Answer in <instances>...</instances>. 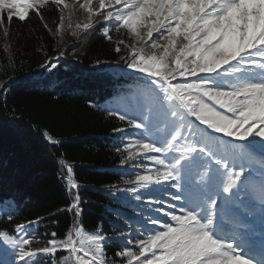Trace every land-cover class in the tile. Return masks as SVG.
Listing matches in <instances>:
<instances>
[{
  "label": "snow or ice",
  "instance_id": "obj_1",
  "mask_svg": "<svg viewBox=\"0 0 264 264\" xmlns=\"http://www.w3.org/2000/svg\"><path fill=\"white\" fill-rule=\"evenodd\" d=\"M50 4L59 12L54 35L65 27L87 34L102 17V36L141 74L131 112L108 114L126 124L113 132L138 137L116 148L120 165L144 157L154 167L143 165L123 190L106 187L122 191H109L121 202L130 194L137 207L146 203L149 215L141 209L133 228L113 209V223L127 232L109 234L103 222L86 230L81 186L60 160L70 197L61 210L73 217L64 238L40 239L43 217L17 222L0 229V264H264V0H0V27L5 14L9 23L31 13L43 20ZM76 10L84 20L73 24ZM122 30L131 43L113 39ZM63 55L40 67L56 68L53 59ZM166 195L181 202L178 213ZM18 210L15 201H0V219L11 223ZM113 243L119 250L109 258ZM60 251L66 255L57 259Z\"/></svg>",
  "mask_w": 264,
  "mask_h": 264
},
{
  "label": "trees",
  "instance_id": "obj_2",
  "mask_svg": "<svg viewBox=\"0 0 264 264\" xmlns=\"http://www.w3.org/2000/svg\"><path fill=\"white\" fill-rule=\"evenodd\" d=\"M42 15L43 20L31 13L26 21L14 18L9 23L5 14L0 27V83L8 81L0 90V201H15L19 206L11 223L0 219V229L10 230L17 222L43 217L37 226L40 239H51L53 232L58 239L64 238L73 217L61 210L68 205L70 197L61 175L60 160L73 166L74 177L81 186V219L86 230L103 222L109 234L114 228L117 233L127 232L123 224L113 223L116 219L113 209L123 214L125 222L138 228L134 220L141 209H145V217L149 215L148 205L141 203L137 207L130 194L129 199L121 202L109 191L116 197L122 191L106 187L119 185L123 190L129 187L123 181L134 179L137 172H142L143 165L154 167L144 157L134 164L119 163L121 156L116 148H123L131 130L113 132L126 124L108 113L117 112L112 106L114 99L129 93L126 87L132 81L131 74H119L111 69L123 64L120 60L123 53L114 51V45L102 36L99 28L90 31L86 43L81 39L71 44L70 40L77 36L67 27L62 37L53 34L59 23L56 7L48 5ZM80 19V14L74 12L72 22ZM98 21L105 26L102 20ZM112 35L114 40L131 43L124 30L120 35L113 31ZM60 52L71 61L45 74L46 69L40 65L58 57ZM45 130L61 143L47 142L42 135ZM165 199L177 204L178 213L181 202L172 201L167 195ZM118 250L116 243L106 246L109 258ZM65 254L58 252L57 259ZM122 263L116 258V264Z\"/></svg>",
  "mask_w": 264,
  "mask_h": 264
},
{
  "label": "rangeland",
  "instance_id": "obj_3",
  "mask_svg": "<svg viewBox=\"0 0 264 264\" xmlns=\"http://www.w3.org/2000/svg\"><path fill=\"white\" fill-rule=\"evenodd\" d=\"M93 3L95 4L96 3V0H93ZM75 13L76 14L79 13L80 16H81V19L79 21L75 20L72 23L75 24L77 22H83V20H84V13H83V11L76 10ZM98 20H102V17H97L96 26L92 30H95V29L98 30V28L99 29L103 28L102 24L100 25V23H99ZM92 30H90V31H92ZM90 31H88L87 34H78V35H76L77 37H73L70 40V43L71 44H76L77 41H80L81 42V39H82V42L83 43H86L89 40ZM68 60L71 61L68 57H66L65 55H63L58 60H55L54 63H56L57 64V67H58V66H61L62 63L67 62ZM57 67L54 68V69H57ZM54 69H46L44 71V73L45 74H49ZM111 69L113 70V72L114 71H118L119 74L120 73L121 74H123V73L124 74H131V76H132V78H131L132 81H130L129 84L127 85V87H126V90H128L129 93L128 94L122 93L121 96L118 97V98H116V99H114L113 100V103H112V106L115 108V110L117 112H120L121 114H123L125 112H129L130 113L131 112V109L129 108V103L130 102L132 104H135L136 103V97H137L138 93L141 91V89L144 86V82H143V80L141 78V74H138V73L134 72L133 70L127 69V67H126V65L124 63L123 64L114 65ZM216 135L217 136H222V134H216ZM128 138L129 139H132V138H138V137H133L131 135V132H130V134L128 135ZM223 138L225 140L231 139V138H228V137H223ZM225 224L227 225V221H225ZM227 226L229 228L231 227L230 225H227Z\"/></svg>",
  "mask_w": 264,
  "mask_h": 264
}]
</instances>
